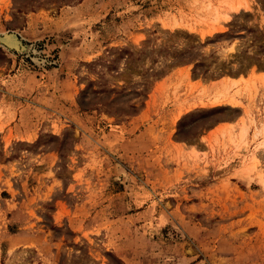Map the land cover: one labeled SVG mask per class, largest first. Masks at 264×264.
Masks as SVG:
<instances>
[{
    "label": "rangeland",
    "instance_id": "374dc122",
    "mask_svg": "<svg viewBox=\"0 0 264 264\" xmlns=\"http://www.w3.org/2000/svg\"><path fill=\"white\" fill-rule=\"evenodd\" d=\"M0 264H264V0H0Z\"/></svg>",
    "mask_w": 264,
    "mask_h": 264
},
{
    "label": "bare ground",
    "instance_id": "6f19581e",
    "mask_svg": "<svg viewBox=\"0 0 264 264\" xmlns=\"http://www.w3.org/2000/svg\"><path fill=\"white\" fill-rule=\"evenodd\" d=\"M2 40H3L4 42L9 43V44L12 43V38L7 37V36H6L5 38H3Z\"/></svg>",
    "mask_w": 264,
    "mask_h": 264
}]
</instances>
